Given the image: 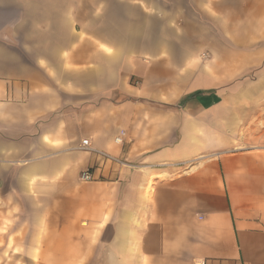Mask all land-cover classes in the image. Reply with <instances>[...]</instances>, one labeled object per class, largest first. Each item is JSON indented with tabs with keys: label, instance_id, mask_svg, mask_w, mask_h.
<instances>
[{
	"label": "crops",
	"instance_id": "obj_1",
	"mask_svg": "<svg viewBox=\"0 0 264 264\" xmlns=\"http://www.w3.org/2000/svg\"><path fill=\"white\" fill-rule=\"evenodd\" d=\"M1 240L264 264V0H0Z\"/></svg>",
	"mask_w": 264,
	"mask_h": 264
},
{
	"label": "rangeland",
	"instance_id": "obj_2",
	"mask_svg": "<svg viewBox=\"0 0 264 264\" xmlns=\"http://www.w3.org/2000/svg\"><path fill=\"white\" fill-rule=\"evenodd\" d=\"M10 243V242H9ZM10 246L5 247L3 240L0 241V264H25L22 262L24 254L9 253ZM28 257V255H26ZM30 264V263H27Z\"/></svg>",
	"mask_w": 264,
	"mask_h": 264
},
{
	"label": "built area",
	"instance_id": "obj_3",
	"mask_svg": "<svg viewBox=\"0 0 264 264\" xmlns=\"http://www.w3.org/2000/svg\"><path fill=\"white\" fill-rule=\"evenodd\" d=\"M117 142H120V137L117 136L116 139H115ZM83 143L86 144L87 143V139H84L83 140ZM92 173L90 172V170L88 169H85V170H82L79 174V179L81 181H84V182H87V181H91L92 180ZM195 264H205L204 260L203 259H200V260H197L195 262Z\"/></svg>",
	"mask_w": 264,
	"mask_h": 264
}]
</instances>
